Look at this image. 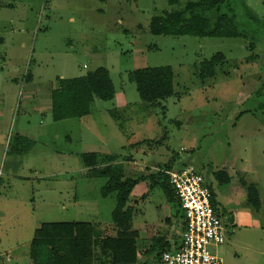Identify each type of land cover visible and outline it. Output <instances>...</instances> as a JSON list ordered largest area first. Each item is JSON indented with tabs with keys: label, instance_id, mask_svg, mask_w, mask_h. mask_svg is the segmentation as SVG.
Instances as JSON below:
<instances>
[{
	"label": "rangeland",
	"instance_id": "rangeland-1",
	"mask_svg": "<svg viewBox=\"0 0 264 264\" xmlns=\"http://www.w3.org/2000/svg\"><path fill=\"white\" fill-rule=\"evenodd\" d=\"M186 1L0 0V264H35L28 255L34 237L117 234L114 193L102 195L106 178L87 170L85 152L133 156L124 162L127 174L171 155L173 168L194 166L220 202L224 242L210 250L226 264H264V0L221 7L233 10L243 36L148 31L154 15ZM216 52L223 62L201 80L199 63ZM158 65L172 67L174 93L147 103L127 73ZM99 66L109 71L113 98H95L88 114L54 121L50 91ZM16 134L32 140L30 149L14 150ZM250 186L257 203L248 200ZM147 191L146 181L132 188V228L124 234L142 242L139 264L178 207L158 187Z\"/></svg>",
	"mask_w": 264,
	"mask_h": 264
},
{
	"label": "trees",
	"instance_id": "trees-1",
	"mask_svg": "<svg viewBox=\"0 0 264 264\" xmlns=\"http://www.w3.org/2000/svg\"><path fill=\"white\" fill-rule=\"evenodd\" d=\"M240 1L244 2V0ZM169 2L176 4L178 0H169ZM228 2L229 0L186 1L179 9L154 15L149 21L148 31L154 35L243 36L233 10L221 9L224 4L228 5ZM3 42L4 38L0 34V44ZM249 48L251 50L255 48L254 42L249 44ZM256 56L257 54L249 55L240 62H249ZM223 60L224 55L221 52H216L210 58L202 60L196 70L198 77L204 80L215 76L216 67ZM127 77L135 84L136 91L144 102L158 103L174 93V72L170 65L134 68L128 71ZM30 79L29 72L24 74L23 80ZM114 94L115 86L108 69L103 66L79 76L62 78L58 86L50 91L52 119L59 121L82 117L90 112L95 98L108 100L113 98ZM162 108L165 107L162 106ZM125 121L126 119L123 123ZM160 140L161 138L152 141L156 145ZM31 141L26 136L16 134L10 143L14 144V150L17 153H21L30 149L27 145L32 143ZM134 145L137 143L132 144ZM80 157L88 171L106 178L101 187L102 195L114 193L115 205L111 211V220L117 234L109 235L104 230H97L88 236L34 237L29 242V258L35 264H94L95 258L99 261L98 264H103V261H100L103 256L110 264H139L142 242L140 243L136 237L124 235L132 228L129 206L131 190L140 181L147 182L149 191L158 187L164 194L177 201V212L180 217H183L180 204L165 171L182 169L187 165L186 162L182 161L177 168H173L176 156L171 155L170 159L164 163H159L157 166L147 165L142 170L127 174L124 162L132 161L133 156L121 157L119 154L85 152L81 153ZM206 184L211 192V204L215 212L220 215L216 208L214 191L210 184L207 182ZM248 191V200L252 195L255 197L252 200L257 203L255 187L250 186ZM165 250H171L168 240L158 233L151 236L150 243L144 250L146 258L142 264L150 262V258L157 262L159 255Z\"/></svg>",
	"mask_w": 264,
	"mask_h": 264
},
{
	"label": "built area",
	"instance_id": "built-area-1",
	"mask_svg": "<svg viewBox=\"0 0 264 264\" xmlns=\"http://www.w3.org/2000/svg\"><path fill=\"white\" fill-rule=\"evenodd\" d=\"M165 173L183 213V230L179 246L161 252L158 264H226L210 250V245L224 242V228L204 176L189 164Z\"/></svg>",
	"mask_w": 264,
	"mask_h": 264
},
{
	"label": "crops",
	"instance_id": "crops-1",
	"mask_svg": "<svg viewBox=\"0 0 264 264\" xmlns=\"http://www.w3.org/2000/svg\"><path fill=\"white\" fill-rule=\"evenodd\" d=\"M217 198L218 197H216V195L214 193V199H215V202H216V208H217L218 213L221 214L220 213L221 211L218 208V205H220V202L218 201ZM175 212H174V215L171 212L170 215L165 217L164 222L166 223V225H167L166 227L167 228L162 233V235L165 237V239L168 240V242L170 243V249H173V248H176V247L179 246L181 233H182V230H183V217L179 216L177 210H175ZM230 220L232 221V223H234L235 222V217L232 216ZM150 259H151V261H150L151 263L154 262L155 264H158V261L156 262V261H153L152 258H150ZM225 263H227L226 260H225Z\"/></svg>",
	"mask_w": 264,
	"mask_h": 264
}]
</instances>
